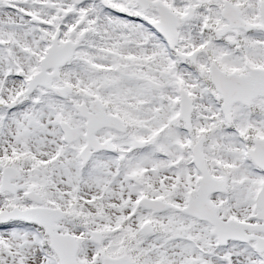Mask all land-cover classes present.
Returning a JSON list of instances; mask_svg holds the SVG:
<instances>
[{
  "label": "snow or ice",
  "instance_id": "1",
  "mask_svg": "<svg viewBox=\"0 0 264 264\" xmlns=\"http://www.w3.org/2000/svg\"><path fill=\"white\" fill-rule=\"evenodd\" d=\"M0 264H264V0H0Z\"/></svg>",
  "mask_w": 264,
  "mask_h": 264
}]
</instances>
